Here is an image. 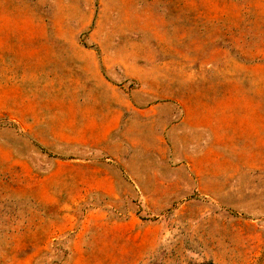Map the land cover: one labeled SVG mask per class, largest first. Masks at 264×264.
Masks as SVG:
<instances>
[{"label":"rangeland","instance_id":"1","mask_svg":"<svg viewBox=\"0 0 264 264\" xmlns=\"http://www.w3.org/2000/svg\"><path fill=\"white\" fill-rule=\"evenodd\" d=\"M78 65L146 110L99 149L41 120ZM0 264H264V0H0Z\"/></svg>","mask_w":264,"mask_h":264},{"label":"crops","instance_id":"2","mask_svg":"<svg viewBox=\"0 0 264 264\" xmlns=\"http://www.w3.org/2000/svg\"><path fill=\"white\" fill-rule=\"evenodd\" d=\"M39 45L43 47H39ZM56 45L62 47L56 48ZM34 46H38L35 49L53 51L34 54L38 59H42L43 61L44 59H53L59 56L79 62V55L82 56L87 50L81 47L79 43H62L60 45L42 42L35 43ZM56 50H61V52L56 53ZM60 70L67 74L65 80L67 90L58 91L59 99L53 102V105L49 107L50 111L45 113L41 119L44 120L50 113L52 122L56 121L57 123L56 126L54 124L51 125L50 131L53 132V136L58 140L79 145V123H83L85 131L84 144H89V146L99 149L105 147V144H109L111 137L121 128L122 123L126 120L125 113L129 114V118L132 115L138 117L139 114L146 113V110L133 103L130 96L126 95V92H121L117 89L112 90L109 98L90 96L87 100H84V98L81 100L79 98V65L65 66ZM103 83L104 85L108 84L104 80ZM62 93L64 96H62ZM151 108L155 109L154 107ZM133 110L136 112L130 113ZM34 115L37 116L36 113ZM79 115L82 117H79ZM16 121H18V117H16ZM109 179H107V188L104 189L107 192H111V182Z\"/></svg>","mask_w":264,"mask_h":264}]
</instances>
